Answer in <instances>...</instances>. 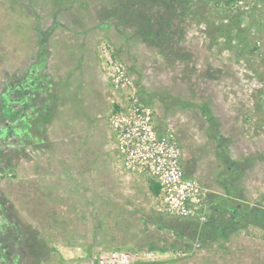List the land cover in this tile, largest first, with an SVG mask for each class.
<instances>
[{
  "label": "rangeland",
  "instance_id": "rangeland-1",
  "mask_svg": "<svg viewBox=\"0 0 264 264\" xmlns=\"http://www.w3.org/2000/svg\"><path fill=\"white\" fill-rule=\"evenodd\" d=\"M83 33L88 38L82 43L93 50L88 60L99 72L96 84L86 85L93 120L62 138L67 131L58 129L59 116L46 130L37 128L48 116H36L35 93L45 71L62 78L52 66L67 65L62 50L77 45L83 38L76 35ZM104 46L155 109L160 130L190 124L196 141L209 149L232 129L251 135L248 145L264 131V0H0V264H97L102 250H136L123 238L126 228L139 230L137 197L118 196L110 204L51 183L66 176H140L122 169L108 123L112 89L105 85ZM72 54L77 61L78 51ZM212 128L216 137L209 145L204 141ZM84 144L100 150L86 163L77 152ZM107 157L116 158V172ZM220 160L213 171L201 169L221 190L213 179ZM62 187L73 190L66 200L53 193ZM216 193L219 199L221 191ZM127 202L134 205L127 208L131 216ZM213 220L220 223V214ZM205 241L168 264H222L221 248Z\"/></svg>",
  "mask_w": 264,
  "mask_h": 264
},
{
  "label": "crops",
  "instance_id": "crops-1",
  "mask_svg": "<svg viewBox=\"0 0 264 264\" xmlns=\"http://www.w3.org/2000/svg\"><path fill=\"white\" fill-rule=\"evenodd\" d=\"M62 35L65 37V34ZM76 36L83 39H78V44L74 47L67 44L68 47L62 50L65 53L64 58L67 56L63 63L67 65L57 68L52 66L57 72L58 69H61L62 78H59L57 74L56 79H53L54 77L45 71L46 73L41 76L43 87L36 91V98L34 99L36 116H48L46 119L37 122V128L46 130L49 128L47 125L53 122L55 116H59L58 129L67 131L65 135L64 133L59 135L62 138L70 136L69 129L78 126L84 130L85 121L93 120L92 116L87 114L85 101L88 94L86 85L88 82H91L90 85L96 84V77L99 78L97 75L99 73L97 72L98 68L88 60L90 56L87 53L92 54L93 50L87 49L86 43H82L88 38V35L83 33ZM67 37L65 39L68 41L70 39L76 40L75 36L73 38ZM73 51H78L77 61L75 54H72ZM99 84L101 85V83ZM105 85H110L112 89L110 81ZM119 97V94L113 89L112 93L107 95L109 108L107 117ZM50 116L52 117L50 118ZM189 125L184 123L177 125L176 130L172 129L180 144L179 136L183 139V169L186 176L197 178L208 189L210 200L213 202V218L220 214V223L212 218L210 223L201 224V221L196 218H181L184 220H180L178 216L159 212L155 208L158 194L156 189L159 186L144 175L139 177L126 176L124 178L112 175L103 178L98 176H66L56 178L51 183L53 185L75 186V190L80 196L85 195L87 196L86 199L97 201L106 199L110 204L117 201L118 196L126 195V200L137 197L140 205L138 209L140 212L139 221L141 222L139 230L135 228L134 233L126 228L123 238L126 241L125 245L136 246V249L152 250L161 254H169L176 249L185 250V255L179 257H167L158 262H136L135 264H168L185 259L189 257L191 249L196 248L194 244L196 246L199 239L206 240V245H209L210 248H221L222 264H264V131L255 135V144L248 145L251 135L249 136L243 129L239 128L229 130L226 141L217 142L219 146H216L215 149V142L213 141L216 135L212 128V131L206 133L207 140L204 141V143L207 141L209 145L213 142L214 145L212 144L211 149H209L208 145L202 147L200 142L196 141L198 134ZM210 126L212 127L214 124L211 123ZM221 144L222 146H220ZM77 152L85 155L84 162L86 163L89 160L88 154L100 152V150L84 144L82 148L77 149ZM213 156H216L217 159H212ZM107 158L112 159L106 163H113L112 167L116 169V172L117 165L113 162V159L116 158ZM219 158L221 159V172L220 174L215 172L213 179H215L216 182L214 181V183L217 184V187L221 186V190L215 186L211 187L207 179L209 170L203 169L202 171L201 169L206 167L212 168L213 171L216 169L214 167L217 166ZM122 169H124L123 166ZM217 191H221L219 199L216 198L218 197V195L216 196ZM57 192L62 195V200H66L65 196L73 190L72 187L65 189L62 187L53 191L54 194ZM144 194L150 200H145ZM154 198L155 202L152 206L150 203L154 201ZM129 204L134 209V205L127 202V214L130 210ZM183 235L191 241L183 240Z\"/></svg>",
  "mask_w": 264,
  "mask_h": 264
},
{
  "label": "built area",
  "instance_id": "built-area-1",
  "mask_svg": "<svg viewBox=\"0 0 264 264\" xmlns=\"http://www.w3.org/2000/svg\"><path fill=\"white\" fill-rule=\"evenodd\" d=\"M104 47V65L109 81L120 96L108 115V121L123 168L158 184L155 208L159 212L209 222L213 218L209 192L200 180L185 175L183 151L176 133L170 128H158L155 109L143 101L136 81L123 62ZM182 255L185 250L161 254L152 250L111 248L99 253L97 264L158 262Z\"/></svg>",
  "mask_w": 264,
  "mask_h": 264
},
{
  "label": "trees",
  "instance_id": "trees-1",
  "mask_svg": "<svg viewBox=\"0 0 264 264\" xmlns=\"http://www.w3.org/2000/svg\"><path fill=\"white\" fill-rule=\"evenodd\" d=\"M213 23V22H212ZM214 26V25H213ZM239 26V25H238ZM220 28H222L221 26H220ZM159 192V187L156 189V193H158ZM211 221V220H210ZM111 249V248H110ZM119 249H122V248H119Z\"/></svg>",
  "mask_w": 264,
  "mask_h": 264
},
{
  "label": "water",
  "instance_id": "water-1",
  "mask_svg": "<svg viewBox=\"0 0 264 264\" xmlns=\"http://www.w3.org/2000/svg\"><path fill=\"white\" fill-rule=\"evenodd\" d=\"M212 202V201H211ZM213 203V202H212ZM211 209H212V211H213V204L211 205Z\"/></svg>",
  "mask_w": 264,
  "mask_h": 264
}]
</instances>
